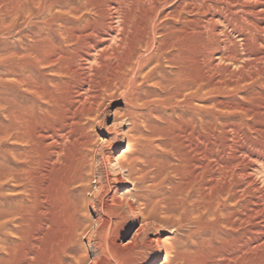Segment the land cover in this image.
Returning a JSON list of instances; mask_svg holds the SVG:
<instances>
[{"label":"rangeland","instance_id":"1","mask_svg":"<svg viewBox=\"0 0 264 264\" xmlns=\"http://www.w3.org/2000/svg\"><path fill=\"white\" fill-rule=\"evenodd\" d=\"M194 1L186 2V7L189 8H186L188 14L185 21L168 20L164 17L180 3L179 0H170L166 7L159 8L162 15L156 19L159 28V35L155 39L156 48L145 51L143 55L148 61L139 70L129 69L125 64V59L135 50L140 38L141 33L136 29L130 36L124 60H108L100 65L90 60V74L83 75V65L78 63L80 51L75 49L74 40L84 32L83 20L87 12L84 0H0V6L19 13L18 17H8L5 27L0 29V151L6 152L11 146L7 128L12 94L10 81H13L7 62L11 57L10 45L15 44L19 53V41H22L29 45L27 84L25 83V93L19 94V101L26 105L28 141L36 153L49 158L56 136L65 132L64 139L60 141V145H64L56 158L62 180L67 179L74 169L84 142L90 141L96 154L110 142L112 146L107 148L109 151L105 149L104 153L106 156H113L115 160L121 155L130 154L127 150L128 137L131 144L135 145L131 151H139L141 158L157 176V181H154L156 187H159L155 188L157 193L162 192L159 179L162 177L159 172L164 175L165 171L167 174L168 193H165V198L161 199L156 193H141L145 199L138 211H142L135 216L126 214L127 223L118 238L114 239L115 245L122 246L134 242V239L137 244L159 240L160 255L157 264H182V260H185V264H264V64L258 63L254 67V59L251 58L231 62L220 56L219 43L223 40V32H226L222 18H232L229 15L233 10L231 5L225 6L230 0ZM55 2H58L57 5ZM20 15L29 20L24 19L28 26L21 21ZM51 15L68 22L64 31L66 33L62 34L65 39L61 36L59 39L45 41L37 37L42 32L44 19L47 20ZM138 26L141 31L142 21H139ZM123 65L127 69H123ZM130 112L137 115V122L122 124L121 121ZM84 136L85 139L82 138ZM99 164L97 159L96 166H93L95 176L88 179V184L82 185L83 188H90V191L84 193L87 199L96 186L95 180L103 176L105 171ZM107 170L111 172L110 168ZM243 171H246L245 174H242ZM88 172L89 168L85 175ZM252 175L254 179L251 178ZM1 181L3 180L0 179V264H24L25 240L28 236L25 233V198L21 194L22 190H16L18 188L14 184ZM148 181L150 185L151 180ZM131 190L132 186L128 185L119 195L126 196ZM55 199H60L65 207L70 199L80 198L77 192H71L69 187L63 186ZM89 218L93 220V214ZM71 223L68 221L64 224V233L60 231L59 239L67 241ZM84 236H80L78 242L69 246L65 259L67 264L73 263L71 261L77 257L83 259L81 264H90L93 260L92 253L85 256L84 251L90 247L87 236ZM137 246H128L127 249L118 251V257L129 260L128 264H141L156 258L153 243L151 249L145 248L143 252ZM165 248L170 251L167 262Z\"/></svg>","mask_w":264,"mask_h":264},{"label":"bare ground","instance_id":"2","mask_svg":"<svg viewBox=\"0 0 264 264\" xmlns=\"http://www.w3.org/2000/svg\"><path fill=\"white\" fill-rule=\"evenodd\" d=\"M57 1H59V0H57ZM81 1H83V0H81ZM84 1L85 2H83V3H85L86 11H87L86 12V18L83 20L84 32H82V35L80 37H78L76 40H74V41H76V43L74 44L75 49L80 51L79 52L80 56L78 54L77 55L79 57L78 63L83 65L82 71L84 72V74L83 73L82 74L83 75L88 74V73L90 74L91 65L88 66L90 63L89 62L90 60H91V62L93 60H94V62H98L99 65H100V63L105 64V62L108 60H113V61L124 60L125 57L127 56L125 54V49L128 46V44H130L129 43L130 36L135 31H137L136 29H138V31L141 33L139 36L140 38H138V42L136 43L137 47L136 48L134 47L135 50L133 52H131L129 54V56H127V58L125 59L126 60L125 64L128 65L127 67L129 69L137 68L139 70L140 68H142L146 64V60H147L143 54L146 53L145 51H147V50L150 51V49H152V47H155L156 42H157L155 39H156L157 35H159V28H158V25L156 24L157 23L156 19L162 15V12H160L158 10L161 6H165L170 0H84ZM179 1H180V3H178L177 6H174L173 8H171L170 12L168 11L169 14L164 16L166 19H168V20L180 19V21L181 20L185 21V16H186V14H188L187 9H186L188 6L186 7V5H187L186 2H188L190 0H188V1L179 0ZM75 2H76V0H75ZM77 2H79V1H77ZM201 2H202V0H201ZM57 3H56V5H57ZM210 3H213V2H210ZM214 3H216V2L214 1ZM70 4L73 5L72 3H70ZM212 5L210 7H212ZM228 5H231V7L233 9V10H231V13L229 12L230 17H232V18H228V17H227V19L222 18L223 23H224L225 28H226V32H223V35H222L223 40L220 41V43H219L220 49L219 48L218 49L221 50L220 56L229 59L231 62H233V61L237 62L241 58H244V59H250L251 58V59H254L253 60L254 67H257L258 63L264 64V0H230V2H228L225 6H228ZM83 6H84V4H83ZM77 7H78V4H77ZM192 8H193V6H192ZM44 9H46V8H44ZM214 9H216V8H214ZM222 9H223V7H222ZM50 10L48 12H50ZM213 10L211 13L214 12ZM63 11H64V9H63ZM220 11H222V10H220ZM223 11H224V9H223ZM70 13H71V10H70ZM219 13L221 14V12H219ZM22 14H23V12H22ZM56 14H58V13H56ZM67 14H69V12ZM13 15H14V17L17 15L19 16V13L15 12L14 10H12L6 6H0V29L5 27L6 22H7V18L11 17ZM48 15H49V13H48ZM62 15H63V13H62ZM80 15H82V14H80ZM236 15H237V17H235ZM21 17H22L21 21L24 22V24H25L24 19H26V18H24L23 16H21ZM48 17L49 18L47 20L44 19V23H42L43 27L40 26L42 28V32L38 33L37 37L41 38L45 41L50 40L52 38H58L59 39V37L63 36L62 34L65 31V28L67 27L68 22L62 21V19H59V16H57L58 18L56 16H55L56 17L55 18L53 15L48 16ZM67 17H65V18H67ZM71 17H72V15H71ZM217 19L218 18H216V22H217ZM26 20H28V19H26ZM41 21H43V20H41ZM139 21L140 22L142 21V23H143V29L141 31L139 30V28H137ZM175 21H177V20H175ZM212 22H214V21H212ZM12 24L13 23H11V25ZM210 24H208V25H210ZM9 25L10 24H8V26ZM26 26H28V25H26ZM68 27H70V26H68ZM199 27H201V25H199ZM31 28H32V26H31ZM163 29H164V27H163ZM66 30H68V29H66ZM30 31H31V33L34 32L32 30H30ZM64 33H66V32H64ZM211 33H212V31H211ZM0 35H2V34H0ZM72 36H73V34H72ZM65 38L66 37H64V39ZM220 39H221V37L218 40H220ZM43 40L41 42H43ZM38 41H39V39H38ZM60 41H62V40H60ZM17 42H18V39H17ZM19 42H20L19 43L20 44V52L19 53L17 52L15 44L10 45L11 55H9V56H11V57L8 56L10 59H9V61H7V62H9V67H10L9 73L11 74V76L13 78V81H10V82H12L11 83V93H12L11 94V106H10L9 114L7 116L8 117V120H7L8 121V127L7 128L9 131L8 137H9V140L11 141V146H10L9 150H7L6 152L0 151V179L3 181H7V182L14 184L16 186V188H18L16 190L21 189L22 190L21 194L25 198V204H23V205H25L26 215H24V216H26V226H27V230H25V233L27 232L28 236H27V240H25L27 243H26V250H25V259L23 261L24 264H67L65 262V259L67 258V252H68L67 250H68L69 246H72L73 244L78 242L79 237L84 236V235L87 236V238H88L87 244L90 247V249H92V250H90L89 248H87L84 251L85 256H88L91 253L94 256V258L90 264H128L127 261H129V260H127V261L122 260L118 257V255H117L118 251H123V250L127 249L128 246L138 245L137 247H139V249H141L143 252V250L145 248L151 249L152 243H153V250H155L156 255H157L156 258L154 260L143 261L141 264H157L158 256L160 255V251L158 248L159 240H152L151 242L137 244L136 239H134V242H128L127 244L122 245V246L115 245L113 241H114V239L118 238V236L120 235L121 231L124 229V227L127 223L126 214L131 215V216H135L137 212L140 213L142 211V210L138 211V209H140L141 206H143V199H145V197L143 196L144 194H141V193H145V194L148 192L154 193V194L156 193V195L160 196L161 199L165 198V196L167 195L165 193H168V177H167L166 172L164 171V173H165L164 175L162 174V172H159V173H161L160 177H162V178H159V179H161L160 181L162 184V186H161L162 189L161 188L160 189L162 190V192L157 193L158 191L156 189H159V187L157 188L155 183H154L157 176L155 175V173H153L154 171H152L150 165L144 159L141 158V154H139V151H137V150L131 151L135 145L133 146V144H131V141L128 137L126 139L127 140V150H128V153H130V154L121 155L120 158H117V159L115 158V160H114V158H112L113 156H111V155L106 156L107 154L105 155V153H104L105 149L108 150L107 148L111 145L110 142L106 143L107 145L103 148L104 150L103 149L100 150L98 154H96V152L91 148L92 145L89 144L90 141L84 142L83 146H82V142H81L82 152L80 154V157L78 158V160H76V165L74 166V169L70 172L69 177L67 179L62 180V178H60V176H59L60 168L57 167L58 160L56 158L59 156V150L64 145V144L60 145V141H61V139H64L63 136L65 135L64 134L65 132L63 131L56 136V141H55V144L53 146L54 148H53V151L50 153L49 158H46V157L44 158L42 156V154L36 153L31 148L29 141H28L29 138L27 137V134H26V130L28 129V127H27V121L25 119L26 105L23 102L19 101V94L25 93V83H26V79H27L26 67L28 66L27 56L29 57V55H27V53H28V48H29L28 46L29 45L27 46L22 41H19ZM34 42H32V43L34 44ZM48 43H47V45H48ZM36 44H38V43H36ZM44 44H42V45H44ZM72 44L73 43H71V45ZM54 45H55V42H54ZM216 46H218V45H216ZM45 47H46V45H45ZM50 47H51V45H50ZM54 47H56V45ZM131 47H132V45H131ZM158 49H159V46H158ZM47 50L49 51V49H47ZM73 50H74V48H73ZM153 54L155 55V51ZM2 58H4V57H2ZM73 59H75V58L73 57ZM223 59H221V60H223ZM7 60H8V58H7ZM92 65H93V63H92ZM76 67H77V64H76ZM123 67H124V65H123ZM127 67H124L123 69H125V68L127 69ZM106 68L108 69V67H106ZM80 69H81V67H80ZM95 72L97 73L98 71L96 70ZM118 76H119V74H118ZM82 77H80V78H82ZM104 80H105V78H104ZM73 81H75V80H73ZM90 82H88V84H90ZM78 83H80V82H78ZM260 85H261V82H260ZM88 87H90V86H88ZM81 100H83V99H81ZM75 102H76V99H75ZM80 104H81V101H80ZM71 117H72V115H71ZM71 117H69V118H71ZM128 117H129V120L131 121L132 124H135L137 122V115L134 112H130ZM68 121H66V122H68ZM70 123H69V125H70ZM74 123H76V122H74ZM77 123L79 124V122H77ZM71 125H72V123H71ZM86 127L87 126H85L83 128H86ZM257 129H259V128H257ZM55 132H57V131H55ZM58 133H59V131H58ZM262 133H264V132H262ZM88 134H90V133H88ZM126 134H128V133H126ZM68 135H70V134H68ZM254 135H256V134H254ZM259 135H260V132H259ZM117 136H119V135H117ZM237 136H238V134H237ZM85 137L86 136H84L82 138L85 139ZM45 138L49 140L48 136H45ZM238 138H240V137H238ZM246 138H248V137H246ZM54 139H55V137H54ZM235 139L237 140V138H235ZM243 139H245V138H243ZM260 139H261V137H260ZM131 140H132V138H131ZM260 142H261V140H260ZM262 142H264V141H262ZM44 144H46V142ZM47 144H48V142H47ZM49 145H50V143H49ZM227 145H229V144H227ZM236 145H237V143H236ZM139 147H140V145H139ZM40 149L42 150L41 147H40ZM256 150H258V149H256ZM237 155H238V153H237ZM239 157L237 159H239ZM226 158H227V156H226ZM232 158H233V156H232ZM97 159H99V163L101 164V166H103L105 171H103L104 172L103 176H101V177L99 176L95 180L96 186H95L94 190L91 192L90 198L87 199L84 197V193L90 191L89 190L90 188L89 189L87 188L88 189L87 190L86 188H83V186L85 184H88L86 182H89L88 179L90 177L95 176L93 166L97 162ZM228 159H229V157H228ZM221 161L223 162L224 160H221ZM241 162H242V160H241ZM218 163H220V162H218ZM252 163H254V162H252ZM261 163H263V162H261ZM250 164H251V161H250ZM60 165H62V164L60 163ZM215 167H217V166H215ZM87 168H89V172H88V174L85 175V171ZM108 168H110L111 172H109L107 170ZM239 169H240V167H239ZM220 170H223V169H220ZM245 172L242 174H245ZM217 174H219V173L217 172ZM225 176H226V174H225ZM251 178H253V175ZM159 179H158V181H159ZM242 179H244V178H242ZM148 180H151L150 185H149ZM3 181H1V182H3ZM237 181L238 180H236V182ZM249 182H250V180H249ZM252 182H253V184H255L254 180ZM245 184H247V183L245 182ZM128 185L132 186V190H131L132 192L126 193V196H122V195L120 196L119 195L120 191L124 190V188L127 187ZM61 186L62 187L63 186L69 187L71 192L72 191L77 192L78 198H80V199H70V201L68 200L69 202H67L65 207H63L62 201H60V199H55L56 196L58 195L59 191H60V188H62ZM244 186H246V185H244ZM247 188H249V187H246V189ZM246 189H244V190H246ZM249 190H251V189H249ZM242 193H244V192H242ZM261 196H262V194H261ZM124 197H128V198H124ZM65 199H67V198H65ZM1 202H3V201H1ZM253 210H255V209H253ZM91 214H93V220H90V218H89V216ZM80 218L82 220H80ZM129 218H130V216H129ZM68 221L72 222L71 227H70L71 229H70V234H69L67 241H64V240L59 239L58 237H59V234L61 233L60 231H62L64 224H66ZM23 222H24V220H23ZM64 228H65V226H64ZM64 231H65V229H64ZM164 245H165V243H164ZM134 251L135 250H133V252ZM142 252H140V254ZM164 252L166 254L165 262H167L168 257L170 255V251L168 248H165ZM138 254H139V252H138ZM81 256H83V255H81ZM72 258H70V259H72ZM82 260L83 259L81 257L80 258L77 257L76 260L71 261V262H73L71 264H81ZM183 261H185V260H182V264H185Z\"/></svg>","mask_w":264,"mask_h":264},{"label":"clouds","instance_id":"3","mask_svg":"<svg viewBox=\"0 0 264 264\" xmlns=\"http://www.w3.org/2000/svg\"><path fill=\"white\" fill-rule=\"evenodd\" d=\"M131 121L129 120V118L127 116L124 117V119L121 121V123H130Z\"/></svg>","mask_w":264,"mask_h":264}]
</instances>
